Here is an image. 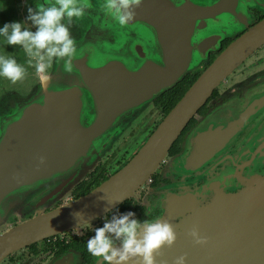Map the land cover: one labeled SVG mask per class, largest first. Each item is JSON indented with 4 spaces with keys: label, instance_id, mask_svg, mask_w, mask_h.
<instances>
[{
    "label": "water",
    "instance_id": "1",
    "mask_svg": "<svg viewBox=\"0 0 264 264\" xmlns=\"http://www.w3.org/2000/svg\"><path fill=\"white\" fill-rule=\"evenodd\" d=\"M216 9L143 0L133 21L146 19L157 29L158 61L147 58L142 46H136L143 60L137 69L128 68L123 61L84 69L85 86L94 94V105L88 107L79 87L54 93L46 105L38 94L0 119V225L8 217L33 216L0 237V263L28 245L104 216L129 199L158 169L214 90L264 43V26L256 27L214 60L124 168L88 194L45 212L78 182L126 116L190 72L194 52L198 55L201 50L200 62L207 59V46H194L192 37L197 21L203 28V19L214 16ZM222 38L203 41L214 44ZM92 107L94 117L87 121ZM250 117L237 101L216 108L187 136L189 152L177 163L182 168L199 167L205 159L219 155ZM209 186L201 188L202 193L218 195L204 207L195 197H186L187 192L183 198L170 199L160 219L174 226L177 239L171 248L162 249L157 264H176L181 256L184 264H264V182L229 197ZM194 192L201 194L198 189ZM193 229L205 243L194 242L189 235Z\"/></svg>",
    "mask_w": 264,
    "mask_h": 264
},
{
    "label": "flooded vegetation",
    "instance_id": "2",
    "mask_svg": "<svg viewBox=\"0 0 264 264\" xmlns=\"http://www.w3.org/2000/svg\"><path fill=\"white\" fill-rule=\"evenodd\" d=\"M171 2L176 7L189 5L202 8L216 6L217 8L214 16L203 19V28L208 29L211 25L208 37L223 36L221 41L214 44L203 41L202 36L197 35V30L202 28L201 26L198 27L199 21L196 23L198 28L196 27L192 37L194 46L201 43V46H207L209 49L208 57L201 62V67L190 71L191 74H198L197 79L226 48L251 33L256 27L264 26V0H211L208 5L199 4L193 0H180V3ZM52 3L54 0H0V28L5 23L26 22L29 7L35 9L37 4H43L47 7ZM88 3L91 6L85 10L84 17L79 20L73 18L70 25V31L77 46L72 72H65L62 62H54L49 69L51 78L47 84H42L35 73V69L29 66V57L23 49L19 46L8 45L6 39L0 36V55L15 58L19 64L26 68L25 77L15 84L0 77V119L11 116L16 108L30 102L38 94L42 96L46 105L47 100L54 93L79 89V87L82 98L88 103V107L90 104L94 105V94L85 86L83 71L85 68L98 69L102 67L92 66L94 60L87 48V45L91 44L88 39L93 41L95 35L94 40L105 41L110 35L118 34L120 40L122 41L123 38L125 41L128 36L137 38L138 29L148 26L152 31H155L158 39L157 29L153 25L150 26L146 19H144L145 21H132L126 26L114 25V27L113 24H117V22L112 19L109 25L106 23L99 30L100 23L107 19L105 17L107 14L100 7L103 0H88ZM142 15L147 17L146 13ZM63 22L67 24V18ZM26 26L35 31L30 22H27ZM196 40L199 42L196 43ZM149 41V39L146 40L149 49L154 45L156 46L155 41ZM194 51L197 50L194 49ZM190 73H186V75ZM171 88L155 95L138 109V112L143 111L151 104L156 111V116L160 112L162 119H156L152 126L146 129V140L133 154L122 161L117 170L111 172L106 163H99V159H97L68 192L70 201L64 203L60 199L56 200L52 207L46 209L45 212L52 211L84 196L76 191L80 184L88 185L106 177V180L98 185L100 186L124 168L171 112L166 113L165 106L158 104V100ZM231 101H237L241 110L249 112L251 114L250 120L244 124L238 135L219 155L205 159L199 167L188 165L182 168L177 162L187 156L189 152L186 144L187 136L201 123L203 118L211 114L216 108ZM92 108L94 114V107ZM134 116L132 115L123 121L118 134H123L126 125ZM192 120L193 122H191ZM192 120L158 169L125 202L91 223L28 245L10 254L0 264H102L99 258L89 254L86 245L87 241L94 235L95 229L102 226L105 220H110L113 215L131 211L135 213L133 218L140 222L155 221L162 218L171 198H183L182 195L186 192L188 194L186 197L191 199L195 197L201 203L200 207L206 206L212 201V198L218 195L215 192L202 193L203 189L201 188L207 184H210L209 189L213 185V187L225 191L224 194L229 197L238 195L248 187H256L258 182H264V43L214 90L207 103ZM97 187H92L89 192ZM197 189L201 194L194 192ZM186 215H190V213L188 212ZM32 218L33 216L25 219L8 217L7 221L0 225V237L10 229L24 223L25 220Z\"/></svg>",
    "mask_w": 264,
    "mask_h": 264
},
{
    "label": "clouds",
    "instance_id": "3",
    "mask_svg": "<svg viewBox=\"0 0 264 264\" xmlns=\"http://www.w3.org/2000/svg\"><path fill=\"white\" fill-rule=\"evenodd\" d=\"M143 0H103L101 9L119 23L126 26L131 23ZM91 5L88 0H54L50 6L37 4L35 9L28 8L26 22L5 23L0 28V36L10 46H19L29 57L28 64L42 84L50 80L49 69L53 63L63 64V70L71 73L77 53L76 41L70 25L73 18L84 17L85 10ZM67 18V24L63 21ZM30 22L35 31L26 24ZM26 75V68L11 56L0 55V77L13 84ZM134 212L113 215L103 225L95 229L94 235L87 241V251L102 264H157V256L165 247L171 248L177 239L174 226L166 221L140 222L134 219ZM190 236L196 244L205 240L193 229ZM184 257L176 264H184Z\"/></svg>",
    "mask_w": 264,
    "mask_h": 264
},
{
    "label": "rangeland",
    "instance_id": "4",
    "mask_svg": "<svg viewBox=\"0 0 264 264\" xmlns=\"http://www.w3.org/2000/svg\"><path fill=\"white\" fill-rule=\"evenodd\" d=\"M171 1L175 3H180V0H171ZM193 1L202 5H208L211 3V0H202V1L193 0ZM105 17L107 19L104 22L100 23L99 30H101V28L106 23L109 25V22H111L113 19L112 16L108 14L105 15ZM114 25L120 26L118 22L117 24L114 23L113 27ZM144 27H146L148 30ZM144 27L138 29L137 38H131L130 36H128L127 37L128 39L125 40L123 43L121 40L117 39L118 36L114 34L115 33L114 32L113 33L114 35H110V37H108L105 41H102L101 45L98 43L88 44L87 48L91 52L94 60L92 66L100 67L108 64L109 61L118 60L120 62L123 61L130 69H137L143 64V60L138 54V50L136 49V46H142L147 58L151 59L152 61H158L157 54L159 53L160 55L161 51L159 50L158 47L159 45H158L156 33L155 31H152L151 28H149L148 26H144ZM211 27L212 26L210 25V28ZM210 28L198 29L197 35L199 37L202 36L203 40H210L211 37H208ZM148 39L152 42L155 41L156 43V46L155 45L153 46L154 51L152 53L150 52L148 43L146 42V40ZM198 42L199 40H196V43ZM197 53L198 55H195L196 52H194L193 54L192 65L190 67L192 70H197L201 67L200 57L202 55V52L201 50H199ZM138 109L132 111L128 116H126L123 119L124 121L125 119L131 117L132 115L134 116L135 114L133 119L130 120L129 123L126 125L123 134L121 133L118 134L123 121L119 127L115 128L117 132L111 137V139L106 144V146L100 150L99 155L95 159V161L99 159V163H106V166L111 170V172L117 170L118 166H120L122 161L126 160L131 154H133V152L137 150V148L146 140L147 138L145 136L147 134L146 129L148 127L150 128L156 119L159 120L162 119V115L160 114V112L158 113V116H156L155 114L156 111L153 109V106L151 104L145 109H143V111L138 112ZM92 116L94 117V114L87 111L86 114L87 121H91ZM95 161L85 171H87L95 163ZM47 192L48 190H46V193ZM68 192L69 191L66 190L65 193H63L61 197L56 198L55 201L59 199L64 201V203L70 201L69 195H67ZM18 218H21V216H18Z\"/></svg>",
    "mask_w": 264,
    "mask_h": 264
},
{
    "label": "trees",
    "instance_id": "5",
    "mask_svg": "<svg viewBox=\"0 0 264 264\" xmlns=\"http://www.w3.org/2000/svg\"><path fill=\"white\" fill-rule=\"evenodd\" d=\"M197 77L198 74L196 73L185 75L175 86H173V88L167 91L166 94L158 100V104H163L165 106L166 113H169L175 107ZM191 122H193V120ZM104 180H106V177H103L98 182L88 185L82 183L77 187L76 191H78L81 195H85L92 187H97Z\"/></svg>",
    "mask_w": 264,
    "mask_h": 264
}]
</instances>
